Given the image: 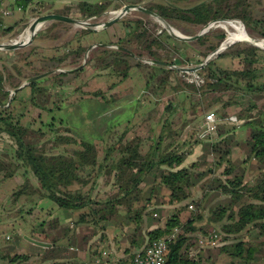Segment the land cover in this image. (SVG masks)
Masks as SVG:
<instances>
[{"label":"trees","instance_id":"1","mask_svg":"<svg viewBox=\"0 0 264 264\" xmlns=\"http://www.w3.org/2000/svg\"><path fill=\"white\" fill-rule=\"evenodd\" d=\"M115 1L82 0L77 5L66 7L64 14H72L73 17L79 19L94 17L97 19ZM184 1L189 0H168L156 8L151 6L149 8L156 11L162 18L181 23L182 31L189 35L194 34L192 29L205 26L212 20L237 18L244 22L250 30L264 37V18L255 16V5L251 0H200L195 5L179 7V2ZM14 2L21 7L23 12L31 6H34L36 12L46 6V3L36 0H14ZM140 14L143 17L122 18L126 31L117 34L114 43L126 47L140 58L169 62L167 59L170 56L173 57V52H178V45L169 47V43L162 37L165 31L157 28L156 22L145 19L148 14L143 12ZM149 23L152 25L149 26ZM65 24L69 25L64 21L53 22L51 24L53 32L49 36L55 38L59 28L66 27L63 26ZM14 29L15 26L5 28L3 31L9 33ZM89 33L87 29L82 30V34ZM211 36V33H206L196 41L202 45L209 42L208 52H200L194 56L187 55L185 58L174 56L169 63L183 66L203 63L206 55L216 49L225 39L223 34L218 33L215 36L219 41L214 43L210 41ZM175 42L182 46L189 44L188 42ZM34 51L35 48H32L31 53ZM73 52L75 60L82 56L80 48L73 49ZM230 54L238 58L236 68L220 67L217 61L212 60L199 71L181 73L164 66L142 64L124 50L100 47L91 51L86 66L74 75L77 78L88 68L95 71L94 76H103V74L112 76L115 81L107 89L89 92L98 99L103 98L105 93L114 90L116 86L131 76L133 68L141 71L146 69L143 74L145 90L142 95L155 98L158 104L160 102L162 104L163 97L170 87L176 94L184 95V109L189 108L186 105L188 100L189 106L193 107L195 113L197 106L204 103L203 99L211 97L215 100L213 95L217 96L216 100L221 104V111L216 110L218 121L215 130L216 137L212 138L210 131L206 136H201L207 131L204 117L194 127V130H197V134H193L194 139L189 142L184 140L183 143H180L182 134L178 131L176 117L173 116L178 108L173 101L175 98L168 100L169 102L163 109L164 123L161 132L151 131L149 133L151 145L136 137L128 139L130 130L134 129L130 126L133 120L118 137L105 138L103 146L85 140L78 141L72 135L69 124H65L64 119L58 121L55 116L50 121H40V126L35 128L32 123L38 122L41 118V110L46 109L45 105L49 100L46 97V85L40 84L48 76L30 83L34 90V96L30 101L31 108L21 114H16L12 106L1 107V105L6 106L9 96L5 83L15 77L13 73L6 76L0 71V140L5 141L6 136L12 140V144H6L12 149L10 155L0 154V181L13 177L16 172L22 170L25 175L32 173L39 187L35 189L30 184L23 183L17 191H14L12 202H18L23 195H31L40 191L41 195L50 198L60 208L83 210L84 213L80 216L78 223L87 221V223L98 226L99 217H101L106 221V226L110 223L120 230L117 244L120 248H125L129 257L136 253H134L136 249H142L149 243L164 238L169 246L165 264H202L203 250L218 247L232 257V260L225 264H257L258 262L264 264V101L258 103L264 100V51L247 44ZM223 56L225 54H220L219 57ZM49 61L54 60L48 58L43 61L47 65L50 64L46 66L47 70L54 68ZM14 68L17 69L19 75L22 74L21 68L17 65ZM42 72L25 78L40 75ZM68 74L61 72L58 74L59 77L56 74L53 78L62 87L65 84L62 76L68 77ZM197 76L203 80L201 85L188 80V78ZM21 82V80L19 82L12 80L10 85L17 89ZM81 89L82 85L78 84L75 91L78 92ZM55 103V108H61L63 105L61 100ZM232 106L236 107L237 116L232 114L234 109ZM34 107H38L37 115L33 114ZM230 116H235L236 121L229 120ZM26 117L31 118L30 125L29 122L27 125L24 123ZM147 120L145 119V127L150 124ZM238 126L245 131V136L242 138L245 157L241 160L242 163H249L250 160L257 161V167L251 171L253 177L248 182L245 181L246 166L233 164L230 160L233 147L240 144L231 135V132L235 131ZM189 128L190 125L187 126L186 132ZM113 131L114 127L110 129V134ZM167 140H169L168 144L164 147V142ZM202 141H209L211 153L220 158L218 164H222L225 157H228L225 160L227 162L224 171L226 179H212L209 190L221 192L229 198V201L227 204L218 202L211 205L208 217L203 214L207 207L202 208L207 193L202 199L196 200L195 198V189L200 184L199 182L208 175V172L197 171L195 165H185L186 156L190 151V148L186 149L187 144L191 146L195 143L201 144ZM49 145L52 146L50 150ZM146 146L149 147L146 148ZM58 148L61 151L54 153L53 150ZM5 156L7 161L4 159ZM100 179H102L101 186H111V194L106 199L93 197ZM150 184L152 187L146 192L144 188L147 185L151 186ZM85 187L88 188L87 191H84ZM161 189L168 191L166 202H161V204H181L190 200L197 204V209L192 210L191 214L182 220L183 207H180L167 217L164 223L160 221L161 218H156L158 227L149 228L144 216L148 218V204L153 199L157 200L159 196L161 197ZM192 203H189V207L194 206ZM157 211L155 209L151 211L153 217H158ZM204 219H206L208 228L196 224ZM106 226L99 225L101 230H106ZM211 230H216L220 234L222 232L225 235L221 243L216 247L198 250L196 258L189 257L187 248L198 249V239L205 237ZM244 231L252 232L253 237H261V240L246 241L242 238L240 240L234 238L231 244L224 245V241L229 237ZM102 238H105L104 234ZM74 242L75 238H72L71 243ZM53 243L52 248H46L48 251L44 259H52L55 264H58L60 260L68 259L70 249L58 245V240ZM105 251L104 249L99 251V257L103 258ZM7 257L9 262L34 264L33 261H29L28 254H3L0 250V259ZM106 259L108 260L109 256Z\"/></svg>","mask_w":264,"mask_h":264},{"label":"rangeland","instance_id":"2","mask_svg":"<svg viewBox=\"0 0 264 264\" xmlns=\"http://www.w3.org/2000/svg\"><path fill=\"white\" fill-rule=\"evenodd\" d=\"M130 2H134V1H138V0H127ZM168 0H140V2H142L143 5H145L146 7H154L156 8V6L158 5H163V3L167 2ZM200 0H192V1H184V2H179V6L180 7H184V6H191L194 4H197ZM258 0H254V4H255V10H256V14L255 16L257 17H264V14H261V12L259 11V4L256 5V2ZM121 4V0H116L113 5L109 8V9H113V8H118V6ZM127 4H136V3H127ZM141 4V5H142ZM120 7V6H119ZM50 9H48L47 11H49ZM54 10H57L56 8ZM58 11V10H57ZM46 12V9H40L39 11L36 12V15L39 14H44ZM31 14L25 15V22L27 23L26 25H22V27L19 28V30L13 32V33H8V32H1L0 33V43H8V41L11 40H18L19 35L22 33V31H24L25 29H27L28 25L31 23L33 18H30ZM69 16V15H67ZM110 16V14H105L104 16H101V18H97V19H90V18H86V19H90L91 21L94 22H101L105 19H107ZM71 17V16H70ZM126 17H143L140 12L138 11H131L129 13H127L123 18ZM76 19H79L77 17H73ZM82 19V18H81ZM80 19V20H81ZM145 19H149L152 20L153 22H156V24L158 25L157 28L164 30L165 32L162 34V37L166 39V42L169 43V47L174 46V45H178V52H173V57L170 56L167 60L169 62L172 61V59L175 57H181V56H194L197 55L198 53H206L209 51V45L210 43H205V45L202 44H198L196 41L197 40H193V41H189L188 46H182L176 44L175 41H177L176 39H173L171 36L168 35V32L165 28H163L162 23L158 20L155 19L153 16L148 15L147 17H145ZM232 20H239V19H230V21ZM241 21V20H240ZM56 22V21H55ZM168 22L172 25L173 28L177 29L180 34L182 35H188V36H192L195 35L196 33H198L201 28L203 27H199V28H195L192 29V31L194 32V34L189 35L187 34L185 31H182V25L181 23H174L173 21H169ZM227 22V21H225ZM224 22V23H225ZM51 23L53 22H47L45 24H43L40 27V30L38 31V33L35 36V40L40 41L43 40L46 43L52 42L53 40H56V38H52L51 36H49V34L51 32H53V27L51 26ZM244 23V22H243ZM69 25H63L66 27H60L58 32V38L57 40L60 41V44H57V48H63V52L61 53V55L57 58V60L55 61H49L50 63L53 64L54 68H51L50 70H47L46 66H49L50 64H45L43 61L44 59H48L50 58L48 55L50 54V52L48 51L50 48L49 47H53L51 46L52 44H46V45H42V46H37L36 44H32L28 47H22L19 48L18 50L15 51H10V52H6V51H2L0 50V71H2L6 76L9 73H13L14 75V79H12L14 82H19L20 80L22 81L21 84L30 77L25 78L26 76H30L36 73H39L41 71L46 72V71H51V70H55L56 72H54L53 74L48 75V77L41 81L40 84L42 85H48L49 87L52 86L55 82V80L53 79V77L57 76L59 77L60 75H58L60 72L57 70H75L78 69L77 71L74 72H67L69 73L68 77L66 76H62L63 79L65 80V84L62 85L64 86L63 89V93L60 94L58 91H56L57 89H60L58 86H54V90H53V95H51L56 102L58 103V101H62V107L61 108H53V111L51 112L50 110H45L44 108L41 110V118L39 119V121H42V119H47L48 121L51 120L52 117H56V119L59 121L60 119H64L65 122L67 124H69V126L71 127V131L73 132L72 134L77 137L78 141H88V142H92L94 144H97L98 146H103V141L105 138H107L108 136H111V138H116L118 137L119 134L123 133V130H125V126L129 125L130 122L133 120V118L139 116V117H144L146 114L145 111V105L147 104L149 98L147 95L143 96L142 92L140 93L142 84L140 83V77H136V78H132V81L134 82V87L130 88L129 85L132 83L131 82V77L129 76L127 79H125L123 81L122 84L118 85L115 87L114 90H109L107 93H105V95L103 96V98H94L91 94H89V92H94L96 90L99 89H107L111 84H112V76L109 77V79L106 76H94L95 71L90 70V69H85L82 74L79 77H75L74 75L76 73H78L82 68H84L86 66V63H88V58L90 56L91 51L88 54V57L86 58L85 61V54L83 53V49L82 47L80 48L82 51V56L75 60L74 56L72 55L73 49H79V48H74L72 45L70 44H66V41H74L76 39H80L81 35H82V30L86 29L84 28L82 25L79 26L77 24H73V23H68ZM152 23H149V26H151ZM223 23H217L216 26L217 27H213L210 29V31L208 33H211L212 36L210 37V41L218 42L219 39L216 38L215 35H217L218 33L223 34L225 33V35H227L228 33V40L231 39V37L236 38L237 37V27L236 26H232V25H221ZM53 25H57V24H53ZM245 28L247 33L252 36V37H256V38H261L264 39V37H261L259 33L255 32L254 30H250L246 24ZM123 28H124V33L126 31L125 26L123 24ZM118 29V28H117ZM43 31H46L45 33ZM120 31V29L118 30ZM55 33V32H54ZM90 35H94V33L90 32ZM122 34V33H118ZM224 35V41L226 40V36ZM43 36H46V38H44ZM70 36H75V39H71ZM107 35L105 37H107V41L110 42V40H112L111 38H109ZM170 38H169V37ZM168 37V38H167ZM82 38H86V37H82ZM71 39V40H69ZM168 39V40H167ZM222 41V42H224ZM180 42V41H178ZM183 43V42H182ZM222 44V43H221ZM243 45H247L244 42H237L234 43L232 45H229L226 50H224L222 52V54H225V56L223 57H215L214 60L219 62L221 65L220 67H224V68H232L230 66H234V65H238V58L233 57L230 53L232 51H235L241 47H243ZM249 45V44H248ZM220 46V45H219ZM32 48H35V51L33 53H31ZM73 48V49H72ZM38 49V51L36 52V50ZM69 49V50H67ZM85 50V49H84ZM213 51V50H212ZM212 51H210L209 53H211ZM264 51V50H262ZM49 53V54H48ZM208 53V54H209ZM45 54V55H44ZM207 54V55H208ZM206 55V56H207ZM69 57H72V61L70 62ZM206 58V57H205ZM204 58V59H205ZM53 59V58H52ZM63 60V62H62ZM67 60V61H64ZM86 63H85V62ZM29 62V63H28ZM168 62V63H169ZM32 63V64H30ZM84 64V65H83ZM17 65L19 68L22 69V74H18L17 73V69L14 68V66ZM83 65V67L80 69V67ZM180 65V64H178ZM199 65V64H196ZM52 66V67H53ZM183 66V65H182ZM189 66H195V65H189ZM46 69V70H45ZM45 70V71H44ZM146 71V69H143L142 72L144 74V72ZM42 72V73H43ZM141 72V73H142ZM55 75V76H53ZM107 75V74H106ZM143 76V75H142ZM143 79V77H142ZM173 79H174V75H173ZM12 80H7V82L5 83L6 85V90L7 89H11L14 90L13 87L10 85V82ZM156 80V79H155ZM154 80V81H155ZM189 80H192L191 78H189ZM103 82L108 83L105 85ZM79 85H82V89L81 91L76 92V85L78 87ZM58 85V83H57ZM71 85H75V87H71ZM53 89V87H51ZM75 88V89H74ZM47 90H45L46 92ZM34 92L33 88L29 85L25 88H21L19 91H17L16 97L14 98V100L12 101V105L13 108L19 109V105L21 104V98L25 95V94H32ZM34 95H32L33 97ZM211 96V95H209ZM26 97V96H25ZM215 100H213V98L209 97L207 99H203L204 103H201L197 106L196 108V113L194 112L195 110L193 109V107L189 106V101L187 100L188 103H186V105H188V109H184L185 105L184 103V95L180 94H176L175 92H173V88L170 87V90L167 92V94H165V96L163 98L164 101L162 100V106H164L167 102H169L168 100H170L171 98H175V104L177 105V111L175 112V114L173 115L174 118L176 119L177 122V129L178 131H180V134H182L181 138H180V143H183V141L185 140L186 142H189V140H193L194 139V135L193 134H197V130H194L196 127V125H198V123L207 115L208 112H214L215 116L217 118V109L219 110L221 107V104L219 101H217V96H214ZM51 98V97H50ZM48 101H51V99H49ZM147 101V102H146ZM264 100H260L258 103H263ZM161 103V102H160ZM209 103H212L211 105H208ZM23 105V104H22ZM233 111L232 114L237 116V113H235V106H232ZM37 109L38 107H34L33 108V114L37 115ZM164 109V108H163ZM221 111V109H220ZM189 113L186 114V113ZM161 114V111L159 113V110L157 112L156 110V116H159ZM188 118V119H187ZM187 119V120H186ZM31 120V118L26 117L24 119V123L27 125L28 122ZM189 121V122H188ZM188 124H185V123ZM36 123V127H39L40 124L37 122ZM30 125V122H29ZM116 125L121 126L122 129H120V131H116V132H112V134H110V129ZM190 125V128L187 130V126ZM229 126H232V124H228ZM59 128V127H58ZM139 128V127H138ZM183 129V132H182ZM243 128H241L242 130ZM240 129L237 130L235 129V131L231 132V135L235 137V140L237 142H239V145H235L232 149V153L230 155V160L231 162H233V164H237V165H242V166H246V178L245 181L248 182L250 181V179L253 177L252 176V170L253 168L257 167V161L255 160H250L249 163H242V159L245 157V153L243 151V137L241 136L242 132ZM64 131H62L63 133ZM240 132V133H239ZM149 131H148V127H142V129L134 131V133H130V135L134 138H139V139H143L142 141L144 143H147L148 145H151L152 142L149 140L150 137L149 136ZM209 133V132H208ZM207 133V134H208ZM206 134V135H207ZM140 136V137H138ZM180 136V135H178ZM210 136L212 138L216 137V133L215 131H210ZM148 138V139H147ZM211 138V139H212ZM42 140V139H41ZM210 140V139H209ZM12 140H10L7 136L6 139L4 141V143L6 144H11ZM167 140L166 142H164V147L167 146L168 144ZM203 143L201 144H192L191 146L189 144H187L186 149L190 148V151L188 153V155L186 156V160H185V165H195V168H197V171H206L208 172V175L206 177H204L199 183V185L196 187L195 189V198L196 200L202 199L203 195L207 193L206 199L204 200V203H202V208L203 207H207V209L205 211H203V214H205L206 217H208L209 215V208L211 205L213 204H217L218 202H223L226 203L229 201V198L226 195H223L221 192H215V191H211L209 190V184L212 181V179L214 178H220V179H226L225 178V174L224 171L226 169V165L227 162H225V160L228 159V157H225V160L222 164H218V161H220V158L218 155H215L213 153H211L210 151V147H209V141H202ZM50 148L49 150L52 148L51 145H49ZM149 146H146V148H148ZM1 148V146H0ZM54 153H58L61 151V149H54L53 150ZM5 151H0V154H3ZM5 161H7L6 156L4 157ZM99 181H102V179H100ZM15 180H12V183L15 184ZM100 183V182H98ZM151 185V184H150ZM20 186V185H18ZM101 186V185H100ZM100 188V192L97 193L98 189L96 188L93 197L95 199H106L110 194H111V186H104ZM88 187V186H87ZM85 187L84 191L88 190V188ZM152 187L147 185V187H145V191H149L150 188ZM162 193V194H161ZM160 195L156 199H153L151 201L150 204H148V216L151 220V218L153 217V214L151 213V211L153 209H155L158 212V217L155 216L153 217V221H158V219L156 218H161L160 221H162L163 223L165 222L166 218L169 217L171 214H173L174 212H176L180 207H183V211H182V215L181 218L182 220H185L192 212V210H196L197 209V204L192 203L190 200L189 201H185L182 202L181 204H166L163 205L161 204V202H166V196L168 195V191L165 189H161L160 190ZM12 198V197H11ZM12 200V199H11ZM13 203V202H12ZM189 203H192L194 206H190L189 207ZM177 205V206H176ZM165 206V207H164ZM188 206V207H185ZM3 206H1L2 209ZM10 206H6V210L3 208L2 211H0L1 214H3V212H7L8 210H10ZM12 211V210H11ZM14 211V210H13ZM17 211L14 212V214H16ZM11 214V213H10ZM27 217V213L24 214ZM20 221V220H19ZM29 220L27 219H22L21 220V224L24 227L26 225V223H28ZM197 225H202L206 228H208V224L206 223V219H204L201 222H197ZM7 226V227H5ZM5 230H2L1 228H3ZM3 227H0V239L4 240L6 237V233H4L6 230L11 232L12 231V240H10L8 238V236L6 237V242L9 241V245L8 246V250H5V253L7 254H11V255H15L16 253H21V247H24L26 244L25 239H23L22 237L19 236L18 233H16L14 231V229H12V226L10 225L8 227V225H4ZM48 233H51L50 229L47 230ZM15 232V233H14ZM11 236V235H9ZM221 236L222 238H224V234L221 232ZM237 236V237H234ZM234 238H238V240H240L241 238L246 240V241H252V240H261L258 236L253 237L252 236V232H242L240 234L237 235H233L231 237H229L228 240L224 241V245H228L231 244V242L234 240ZM254 238V239H252ZM12 247V248H11ZM220 247L218 248H211L208 250H203L202 255H201V261L202 264H225L228 263L232 260V257L229 256L226 252H222L220 249ZM12 249V250H11ZM212 250V251H211ZM211 251V252H210ZM4 254V251H3ZM208 255V256H207ZM210 257V258H208ZM209 259V260H207ZM257 264H261V262H258Z\"/></svg>","mask_w":264,"mask_h":264},{"label":"crops","instance_id":"3","mask_svg":"<svg viewBox=\"0 0 264 264\" xmlns=\"http://www.w3.org/2000/svg\"><path fill=\"white\" fill-rule=\"evenodd\" d=\"M0 1L4 2L6 8L12 10V14L7 16L3 15L0 12V33L4 32L3 29L11 28L13 26H15V29L12 32H9V34L19 30V28L22 27V25L26 24L24 20L25 15L31 14L30 18L41 15V14L36 15V11H34V6L29 7L26 12H23L22 9L19 8L20 6H17L14 0H0ZM36 1L37 2L41 1L46 3V6L41 8V9L44 8L46 9V12L44 14L47 13L64 14V10L66 7H69L70 5H77L82 0H36ZM89 1H93V0H89ZM251 1L254 2V0ZM127 3L142 4L140 0L134 2L121 0V4L119 6H122V4H127ZM256 5L259 6V11L261 12V14H264V0H258L256 2ZM55 8L58 11L54 10ZM48 9L50 10L47 11ZM69 16L73 17L72 14ZM119 29L120 31H118ZM43 32L45 33L46 31ZM118 33H124L122 21L114 24L112 27L106 30H103L102 32L94 33V35L82 34L81 37H86V39L102 43V42H109L107 41V37L105 36L110 35L108 36L109 38L112 39L110 40V42H114L116 41V37ZM43 37L46 38V36ZM70 37L71 39H75V36H70ZM55 38L56 39L58 38V34ZM51 46L53 47H49L50 49L48 51L50 52V54L48 53L49 54L48 56L56 61L64 49L60 47L57 48L56 45H51ZM37 51L38 49L36 50V52ZM69 59H70L69 61L71 62L73 58L69 57ZM217 64L218 66H221L219 65L220 64L219 62H217ZM230 67L236 68V65ZM141 72H142L141 70L137 68H133L131 72L132 83L129 85V87L130 88L134 87L133 86L134 82L132 81V78L140 77V81H141L140 83L142 84L140 93L141 92L143 93L145 90L144 87L145 81L142 79L143 72L142 73ZM103 75L106 76L108 79L110 77L109 75L106 74ZM111 79L113 83L115 79L113 77ZM103 83L105 85L107 84L108 86V83L105 82ZM27 86H24L22 88H25ZM54 86L55 87L58 86L60 88L56 90L60 94L64 92L62 89L64 86L61 87L57 85L56 82H54L53 84V89L51 88V86L50 87L48 85L46 86L47 87L46 97L48 99H51V101H48L46 103L45 110H50L51 112L53 111V108L56 105L55 103L56 100L51 96L53 95ZM71 87H75V85H71ZM16 94L13 96L14 98L16 97ZM32 95H34V92L32 94H25L21 98V102H20L21 104L18 107L19 109L15 110L13 108L12 101L14 100V98L9 102L8 105L7 104H5L6 106L1 105V107L8 108L12 106V109L16 114H21L25 112L27 109L31 108L30 101L32 100ZM148 98L149 100L148 102L146 101L147 104L145 105L146 106L145 111L147 115H145L144 117L137 116L133 119L130 126L132 128L134 127V129L130 130L128 134V139H133L130 133H134V131L142 129V127L145 124V119L147 120V118H149L147 122L150 123L149 125H146V127H148V131L149 132L156 131L157 133L161 132V128L164 123L163 108H165L166 104L162 106L161 103L160 104L157 103L155 98L151 96H148ZM164 99L165 98H163V101ZM156 110L157 112L159 110V113L161 111V114L159 116H156ZM186 114L189 115L188 112ZM43 121H48V120L44 119ZM39 122L40 121L38 120L37 123ZM65 124L67 123L65 122ZM32 125H34V127L37 128L36 123H32ZM127 126H125V128H127ZM241 128H242L241 126H238L237 130L239 129L241 130ZM120 129H122L121 126L119 125L114 126V132L120 131ZM240 132H242L241 134L242 137L245 136V131L243 129ZM207 133L208 132L205 131L204 133L201 134V136L204 137L206 136ZM10 142L12 144V141ZM0 146H1L0 151L1 150L5 151L4 154L7 153V156L10 155V152L12 151L10 146H6V143H4V141L0 142ZM12 180L16 181L15 184L12 183ZM98 182H100L97 184V189L99 190L102 187L100 186L102 184V181H98ZM23 183H28L35 189L39 188L36 177L32 173H28L25 175L22 170L16 172V174L13 177L6 178L0 181V211H2L3 208L6 210V206L8 205L11 207L10 210H8L7 212H3V214L0 213V227H3L4 225H8L9 227L11 225L12 229H14V231L18 233L19 236L25 239L26 241L25 246L21 247L20 249L21 253H16V254H28L29 261H33L34 264H55L54 260L49 258L45 260L44 256L48 251L46 248H52L54 244L53 242L55 240H58V245L64 246L65 248L68 247L70 249L69 258L66 260H60L58 264H131V260L134 254L132 255V257H129V253L127 254L125 252V248L124 247L120 248L119 245L117 244V240L120 238V236H118L120 234V230L118 228L113 227L110 223H107L106 226V221L101 219V217H99L100 222L97 224L98 226H94L90 223H87V221L86 223H82V222L78 223L77 221H79L80 216L84 213L83 210L60 208L50 198L46 197L45 195L44 196L41 195L40 191H37L35 194H31V195H23V197L18 202L12 203L11 197L14 191H17L19 187L18 185L21 186L23 185ZM166 197H168V195ZM1 206H3L2 209ZM15 211H17L16 214H14ZM25 213L28 214L27 217L24 215ZM144 218L147 219V224L150 226L149 228L158 227V223L156 221H153V217L151 218V220L149 216L148 218L144 216ZM22 219L29 220L24 227L21 224ZM43 224L44 226L42 227ZM99 225L100 226L104 225L107 227V229L101 230ZM1 229L5 230L4 227ZM49 229L51 233H48L47 230ZM4 233L7 234L6 237L8 236V238L12 240L11 239L13 236L12 231L9 232L6 230ZM103 234L105 235V238H102ZM6 237L4 240L0 239V250L4 251V254H7L5 253V250L8 248L7 245H9V241L6 242L7 239ZM30 238L44 243L47 242L51 245L45 247L39 246L33 243ZM72 238L73 239L75 238L74 243H71ZM103 249L106 250L105 252L109 253L108 256L110 260L109 259L107 260L105 256H103V258L99 257L98 253ZM140 249H136L134 253ZM8 260H9L8 257L4 259H0V264H18L14 262H9Z\"/></svg>","mask_w":264,"mask_h":264},{"label":"water","instance_id":"4","mask_svg":"<svg viewBox=\"0 0 264 264\" xmlns=\"http://www.w3.org/2000/svg\"><path fill=\"white\" fill-rule=\"evenodd\" d=\"M131 11H138L140 13H146L150 16H153L155 19H158L162 25L163 28H165L168 32V35L171 36L173 39H176L177 41L180 42H189V41H193V40H198L200 37L205 36L206 33H208L210 31L211 26H213L214 24L217 23H224L225 21L230 22V20H222V19H218V20H212L208 23L205 24V26H203L201 28V30L196 33L195 35L192 36H188V35H182V34H177L174 32L172 25L168 22L167 19H165L164 17L162 18L156 11L152 10L149 7H146L145 5H141V4H122V6L118 7V8H113V9H108L105 12H103L101 14V16H104L105 14H110V16L101 21V22H94L91 21L90 19H96L94 18H90V19H76L64 14H56V13H47V14H41L39 16H37L36 18H33L31 23L28 25L27 29H25L24 31H22V33L19 35L18 40H11L8 41V43H0V50L2 51H15L18 50L19 48L22 47H27L30 46L32 44H36L37 46H42V45H46V44H52V45H57L60 44L57 39L53 40L52 42L46 43L45 41H37L35 40V36L38 33V31L40 30V27L47 23V22H54V21H64L67 23H73V24H77L79 26H83L84 28H86L87 30H89L92 33H98V32H102L103 30H106L110 27H112L114 24L122 21V18L129 12ZM100 16V18H101ZM232 21H237V22H241L240 20H232ZM245 24V23H243ZM223 35H225V33H223ZM226 36V40L224 42H222V44H220V46H218L216 49H214L211 53H209L204 62L199 64V65H195V66H189V65H178V64H171L168 63L166 61H159V60H154L151 58H140L138 57L136 54H134V52H132L131 50L127 49L126 47H122L114 42H95L86 38H80V39H76L74 41H66V44H70L72 45L74 48H81L82 47V51L85 54V61L86 58L88 57V54L91 50L95 49V48H100V47H107V48H113V49H117V50H124L128 53H130L133 57L136 58L137 61H139L142 64H149V65H159V66H164L167 67L169 69H173L175 71H179L181 73H193L196 71H199L201 69H203L207 63H209L210 61L214 60L215 57L219 56L220 54H222V52L224 50H226V48L229 45H232L234 43L237 42H244L246 44H249L251 46L257 47L261 50H264V39L261 38H256V37H252L250 36L247 31H246V35L244 37H237L233 40H228V33ZM85 49V50H84ZM84 61V62H85ZM86 63V62H85ZM84 65V64H83ZM83 65L80 67V69L83 67ZM78 69L75 70H57L60 73L61 72H74L77 71ZM54 72H56L55 70H51V71H46L41 73L40 75L37 76H33L30 78H27L21 85L19 88L13 90V92L9 93L8 96V101H7V105L9 104V102L12 100L13 96L17 93V91H19L22 87L30 85L31 82L37 81V80H41V78H44L50 74H53ZM31 239V238H30ZM31 241L39 246H50L51 244L47 243V242H40L37 240H33L31 239Z\"/></svg>","mask_w":264,"mask_h":264},{"label":"built area","instance_id":"5","mask_svg":"<svg viewBox=\"0 0 264 264\" xmlns=\"http://www.w3.org/2000/svg\"><path fill=\"white\" fill-rule=\"evenodd\" d=\"M21 9V7H19ZM0 12L3 15H10L12 14V10L5 7L4 2L0 1ZM192 80H188L191 82H197L198 85L203 83L198 76L191 77ZM9 93L13 92L11 89H7ZM13 99V98H12ZM229 120L236 121L235 116H230ZM217 118L214 112H208L204 118V125L206 126V130L208 131H215L217 129ZM1 142V140H0ZM222 241L221 234L216 230H211L205 237H200L198 239V249H194L192 247L187 248V252L189 257L196 258L198 250L216 247ZM168 245L167 241L163 239L155 240L149 243L148 246L138 250L132 260L131 264H165L166 262V255L168 253ZM109 253L104 252L103 256L107 257Z\"/></svg>","mask_w":264,"mask_h":264},{"label":"bare ground","instance_id":"6","mask_svg":"<svg viewBox=\"0 0 264 264\" xmlns=\"http://www.w3.org/2000/svg\"><path fill=\"white\" fill-rule=\"evenodd\" d=\"M226 24L227 25L236 26L238 28L237 29V33H236L237 37H244L246 35V28H245V25L243 23L237 22V21H230V22H225V23H223L221 25H226ZM213 27H217L216 24L211 26V28H213ZM173 30H174L175 33L180 34V32L177 29L173 28ZM233 39H235V38L231 37L230 40H233Z\"/></svg>","mask_w":264,"mask_h":264}]
</instances>
